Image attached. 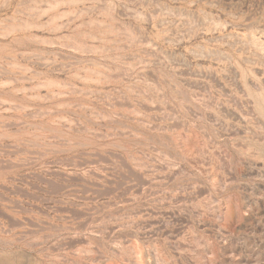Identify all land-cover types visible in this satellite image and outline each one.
<instances>
[{
  "label": "rangeland",
  "instance_id": "374dc122",
  "mask_svg": "<svg viewBox=\"0 0 264 264\" xmlns=\"http://www.w3.org/2000/svg\"><path fill=\"white\" fill-rule=\"evenodd\" d=\"M0 264H264V0H0Z\"/></svg>",
  "mask_w": 264,
  "mask_h": 264
}]
</instances>
